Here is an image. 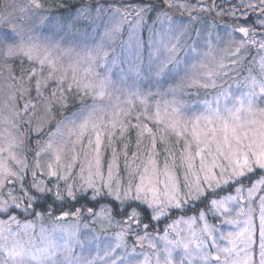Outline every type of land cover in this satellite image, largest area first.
<instances>
[{"label": "rangeland", "instance_id": "obj_1", "mask_svg": "<svg viewBox=\"0 0 264 264\" xmlns=\"http://www.w3.org/2000/svg\"><path fill=\"white\" fill-rule=\"evenodd\" d=\"M17 1H19L17 8L24 9L22 15L26 21L21 23L19 20L10 18L8 24L11 27L16 24L15 31L0 28V32H8L13 37L0 42V208L9 209L7 213L0 211V246L12 248L15 244H22L33 252L40 249L46 250L51 257V259L42 260L38 256L36 260L28 261V264H166V261L170 264H215L214 261L206 262L202 259L208 252L212 255L217 254L211 247L212 241L204 237L202 229L207 225L212 235L217 238L218 244L222 247L227 246L226 240L219 239L221 234L237 232L243 225L234 227L225 221L236 219V213L240 208H244L246 212L251 208L253 238L251 247L247 248L248 256L245 257V252L240 251L245 246L239 243L234 250V255L237 259H247L248 264H259V199L264 196V184L257 185L259 190L254 192L251 198L247 189L252 186V183L264 179V170L257 169L248 173L246 177H241L239 181L229 180L227 184L221 181L220 187L214 186V190H209L207 185H202L206 190L205 194L211 193L206 208L193 212L190 208L196 207L203 197L188 199V203L183 204L181 208L171 210L166 208L164 215L153 220L152 216L159 214L154 213L146 203L117 200L114 195H107L108 189L102 188L101 184H97L96 188L87 186L86 163L83 164L84 179H81L80 173L81 162L84 160L82 145H77L79 160L70 173L66 165L70 162L71 152H66L61 161L55 163L52 154L44 152L43 148L50 139L49 133L56 131L58 123L62 121L66 123L70 120L73 113L96 103L97 107L111 114L112 106L117 105L131 112L128 117H120L124 130L138 123H146L155 134L156 144L159 133L160 140L162 135L166 137L162 142L164 149L160 152L157 146L155 149L159 153V166L163 167L165 156H168L170 152L175 153V172L183 184L184 169L180 167V162L185 140L181 138L177 143L174 135L161 133L156 125L151 120H145L143 115L140 121L136 120L137 114L143 113L145 106L150 115L158 103L163 108L165 100L171 101L173 96L170 93L166 94L167 90L176 87L178 83V78L176 80L159 78L149 72L150 58H155L156 42L159 41L161 34L169 30V27L176 30L177 34L182 33L181 47L176 53L181 66L185 60L199 59L204 53H210L206 57V61L209 62L214 58L216 62L224 63L225 57H233L232 61L240 58V61L243 59L247 61V69L231 68L230 65L229 69H224L215 76L216 88L184 87L182 91H178L176 99L190 109L202 107L201 102L204 100L214 102L221 90L239 96L249 91L253 79L257 84L264 80V48H261V44H264V3L261 0H224L228 2L224 3L226 5L220 9L217 7L211 10L209 3H201L200 0H168L167 3L166 0H84V4L74 11V19L77 20L71 25V23L56 22L52 17L47 20V15L40 10L41 8L30 7V0ZM140 2L142 4L138 5ZM180 4H184L185 7L180 8ZM160 5L161 9L159 13H156L154 7ZM84 6L88 7L89 14L94 19L90 23V29L81 26V18L90 21L89 14L87 16L80 14ZM92 8H94L93 11ZM151 11H153L152 14ZM4 16L7 14H2L0 18ZM116 23L120 25L119 32L110 39H102L106 28ZM239 28L248 29V36L245 37L239 32ZM17 32L19 36H16ZM145 36L150 38L146 41ZM101 43L107 55L98 62V65L103 64L104 67L97 65L89 74L84 70L88 64L82 61L81 57L86 49L94 48ZM21 45L25 48L34 47L36 54L41 57L47 55L54 61L56 65L54 77L58 79L62 75L66 76L62 85L64 96L66 92H69L67 89L70 83L73 84L71 90L77 91V86L72 80L73 68H76V78L81 83L94 80L96 73L109 75L113 81L111 86L114 92L113 98L106 97L102 103L94 102L91 96L78 92L79 98L75 100L76 105L67 109L68 113L65 109H57L59 113L55 116L56 111L49 103L50 98L44 97L47 95L51 97L52 92L57 89L56 79H53L54 86L49 88V92L43 94L41 99L37 97L36 90L28 93L36 95L35 97L28 98L27 94L21 99L17 91L18 87H25L20 85L21 78L27 83H34L36 79L44 80L51 71L47 65L41 66L35 61H29L22 52L19 55H5L9 46L19 51ZM193 46H196V53L192 51ZM253 46L255 48L250 52L249 49ZM240 47L245 49L238 52L237 49ZM14 57L21 63L26 62L25 68H20L18 65L7 67V62ZM34 68L39 75L30 77L29 73ZM3 77L11 78L10 83H5ZM45 89L48 91V88ZM256 91L259 93L258 87ZM10 94L15 95V101L9 99ZM61 94V91H56V97L59 98ZM116 96H119V100L115 99ZM25 100H30L35 105V108L27 113L23 111ZM126 100H131L132 103L126 104ZM141 100H144L145 104H141ZM41 103L42 112L37 110ZM16 113L20 114L18 119L14 115ZM5 117H8L11 123H4ZM13 124L16 127H12ZM38 127L40 131L36 130ZM134 128L136 129L135 138L128 136L123 140V146L122 141L118 147L116 146L118 132H121V136L125 133L119 127L113 132L110 144L107 135L103 141L101 171L107 180L108 163L112 160L115 151L119 159L112 170L111 187L115 191L119 185L121 194L128 187L129 182L138 183V175L134 179L133 173L139 171L137 166L146 158L147 151L151 148L152 138L147 134L141 137L140 128ZM108 130H111L110 126ZM65 139H68L67 133H65ZM133 139L135 147H141V150H136V153L129 149V144L126 147L127 143L132 142ZM188 139L190 140L191 137ZM87 143L86 136L83 144L87 145ZM176 143L179 147L175 146ZM192 151H195V144L192 145ZM37 152L41 153L40 156L36 155ZM125 152L127 161L131 164L130 168L125 166ZM133 160L135 162L131 163ZM208 162L211 163V157H208ZM49 163H53L52 170L56 171L58 176L48 175ZM169 163L172 161L170 160ZM217 163L220 167H216L213 171L219 179L221 167L227 165V161L218 158ZM199 168L200 160L197 158L194 171L198 172ZM229 172L230 169L224 172V179L229 178ZM60 175L69 178L62 180L58 178ZM34 184L40 185L45 191H37L33 187ZM69 186H71L72 196L68 195ZM158 187L163 199L164 186L161 184ZM237 188L241 191L237 192ZM96 189H101L100 195H96ZM185 192L186 189L181 188V196L187 199ZM46 195L56 200L54 203L51 202L52 205L50 204L53 208L51 206L43 210L34 208V203L44 199ZM94 195L95 199H93ZM133 195H135L134 189ZM141 195L142 197L147 195L150 198L152 193H141ZM83 196L87 202L96 203V207L92 208L91 204H87L83 209L78 208L74 212L65 210L66 207L62 209V212L54 211L62 201L74 202L76 198ZM229 196L239 197V200L226 203L225 206L231 209L228 213L211 204L212 200L225 201ZM129 204L132 207H129ZM137 205L148 210L152 221L151 229H147L145 227L147 224L142 223ZM133 209L138 215L130 220L129 215ZM173 211H175L174 215ZM201 213H203V219L200 218ZM245 218L240 217L241 220ZM5 228L10 231H3ZM4 236L8 237L7 241L3 239ZM201 239L204 240L205 247L199 245ZM53 252L55 255H52ZM3 259V253L0 252V261Z\"/></svg>", "mask_w": 264, "mask_h": 264}, {"label": "snow or ice", "instance_id": "obj_2", "mask_svg": "<svg viewBox=\"0 0 264 264\" xmlns=\"http://www.w3.org/2000/svg\"><path fill=\"white\" fill-rule=\"evenodd\" d=\"M168 0H166V3ZM264 3V0H261ZM41 0H30V7L40 9L42 7ZM171 7V3H169ZM180 8H184V4L179 5ZM24 9H21L23 11ZM87 6L81 11V15L87 16L89 14ZM166 15V14H165ZM9 18L4 16L0 18V23L8 24ZM120 30L118 23L113 24L111 27H107L102 39H110ZM13 31L15 28L13 27ZM239 32L243 33L245 37L248 36V29L239 28ZM182 34V33H181ZM181 34H177L176 30L169 27L166 33L161 34L159 41L156 42L154 48V59L150 58L148 70L156 77L176 80L178 83L176 87L169 88L166 94H171L173 99L171 101L165 100L163 108L160 104L156 105V108L152 113L148 114V108L145 106L144 112L137 114L136 120L140 121L141 115L145 120H151L157 129L163 134H171L177 138V143L183 138L185 140L184 150L181 153L180 167L184 169L183 184L181 179L176 175L175 168V153H169L164 158V164L161 168L159 166V153L156 152V137L152 128L148 127L146 123H138L133 127L140 128L139 135L143 137L145 134L150 136L151 148L147 151V156L141 161V164L137 167L138 172L133 173V177L138 175V183L133 184L129 182L126 189L121 194L119 185L115 191L111 187L113 167L119 157L113 152V158L108 163V177H105L101 171V155L102 147L105 136L111 143L112 135L115 129L119 127L121 131H124V124L120 119L121 116L128 117L131 115L129 110L120 108L117 105H113V111L111 114L106 113L103 108L97 107L94 103L91 107L81 109L77 113H73L72 118L65 122H60L56 125V131L50 132L46 146L43 148L44 152L51 153L54 157V162L59 163L62 156L66 152H71L70 162L66 165L69 173L79 160L77 154V145H82L84 152V160L81 162L80 168L81 179H84L85 168L83 164L86 163L88 177L86 184L88 187L96 188L97 184H101L102 188H107V195L115 197L117 200L123 201H140V203H146L153 209L154 213L159 215H153L152 219H159V216L164 215L165 209H179L183 204L188 203V199H199L205 196V188L202 185H207L209 190H214L215 187H220L221 181L227 184L229 180L239 181L241 177H246L248 173H252L255 170H264V80L258 84L255 79L252 80L249 91L244 92L237 96L235 93H229L221 90L215 99V101L204 100L201 102L202 107L196 109H190L189 106L183 104L176 99V93L182 91L184 87H198L203 89L216 88L217 84L214 79L222 70L226 69V65L222 62H216L213 58L212 61H206V57L210 53H204L199 59L185 60L183 66L177 59L176 53L181 47L180 38ZM19 36V33H16ZM12 35L8 32H0V42L12 39ZM151 46V45H150ZM243 46V42H241ZM261 48H264V44H261ZM192 51L197 52L196 46H193ZM239 51V49H237ZM23 53L29 61H35L41 66L47 65L51 71L44 79H36L35 89L37 97H42V88L47 85L48 80L56 79L54 73L56 71V65L52 59H49L47 55L43 57L36 54L34 47L20 46L19 51H16L13 47L9 46L5 55H19ZM107 53L104 51L103 43L96 45L94 48H88L83 52L81 57L82 61H86L88 67L84 70L91 74L95 66L99 61H102ZM199 55V54H198ZM215 65L214 67L212 65ZM99 67L103 68V64H99ZM110 72V69L108 70ZM183 73V75H181ZM226 74V73H225ZM39 72L34 68L30 73V77H36ZM15 79V78H13ZM66 76H60L56 79L57 89L52 92V98L55 100L56 91H61V96L58 98L61 106L65 105L67 97L63 95L62 85ZM72 80L77 86V91L84 95L91 96L94 102H103L105 98L112 99L114 92L111 90L113 81L107 74L101 75L96 73L94 80L87 83H81L76 78V68H73ZM9 87H14L9 85ZM73 84L68 85V91H71ZM259 88L257 93L256 88ZM28 87L18 88L20 98L23 99L29 93ZM133 95H136L133 93ZM9 99L15 101L14 94L9 95ZM119 100V96L115 97ZM126 104H131V100H126ZM141 104H145L144 100H141ZM35 108V105L30 100L24 101L23 111L29 112ZM190 113V114H189ZM19 118V113L14 114ZM107 121V123H105ZM4 123H11L8 117L4 118ZM163 125V127H160ZM110 126L111 130H108ZM12 127H16L15 124ZM40 131V127L36 129ZM65 133H67L68 139H65ZM87 136V145L83 144L84 138ZM188 137H191L189 140ZM59 138V141H57ZM165 136L162 135V142L165 140ZM139 143V141H138ZM195 144V151H192V145ZM40 152H37V156H40ZM125 166L130 168L131 164L127 161V153H124ZM208 157H211V163L208 162ZM199 158L200 168L199 171H194L195 161ZM218 158H223L227 161V165L222 166L220 170L219 179L216 173L213 171L216 167H220L217 163ZM172 163H169V161ZM133 160L131 163H134ZM48 175L52 177L58 176L56 171H53V163L48 164ZM229 178L224 179V172L229 170ZM35 175V173H33ZM202 175V179H201ZM62 180H67L69 177L60 175L58 177ZM164 186L163 199L161 198L160 189L158 185ZM258 184H264V179L252 183V186L247 189L249 198L252 194L258 191ZM33 187L37 191L43 192L45 189L40 185L34 184ZM181 188L186 189L184 195L181 196ZM133 189L135 195H133ZM237 192L241 189L237 188ZM101 189H96V195H100ZM141 193H152L149 198L147 195L143 196ZM68 195L72 196L71 186H69ZM96 196H93L95 199ZM239 197L229 196L225 201L212 200L211 204L217 208L222 209L225 213L231 211L226 207L228 202H237ZM260 215H259V246H260V262L264 264V196L259 199ZM138 206V205H137ZM19 207V205H16ZM31 207V205H29ZM129 207H132L129 204ZM0 211L7 213L8 208H0ZM91 211V209H89ZM252 209L249 208L246 212L244 208H240L236 213V219L227 220L225 223L232 224L234 227L243 225L237 232H229L227 234H221L220 240H226L227 246H220L217 242V238L212 235L211 229L205 225L202 229L204 237L212 241L211 247L215 249L216 255H212L211 252L206 253L202 259L206 262L214 261L215 264H248L247 259H237L234 255V250L237 249L238 243L244 245L240 251L245 252V257L248 256L247 248L251 247L252 232H253V217ZM138 213L133 209L129 215V219H135ZM240 217H246L241 220ZM201 219H203V213H201ZM15 219V217H11ZM147 227V225L145 226ZM3 231H10L5 228ZM195 235V234H194ZM3 239L7 241L8 237L4 236ZM201 247H205L204 240L199 241ZM187 248V245H185ZM0 252L3 253L4 259L0 261V264H28L30 260H36L39 256L42 260L51 259L46 250L40 249L33 252L31 249H26L22 244H15L12 248L6 246H0ZM55 255V252L52 253ZM170 255V254H169ZM223 257V259H222ZM67 260V257H65ZM166 264H170L166 261Z\"/></svg>", "mask_w": 264, "mask_h": 264}, {"label": "trees", "instance_id": "obj_3", "mask_svg": "<svg viewBox=\"0 0 264 264\" xmlns=\"http://www.w3.org/2000/svg\"><path fill=\"white\" fill-rule=\"evenodd\" d=\"M200 1H201V3L202 2H205V4H208L209 3V7H211V10L212 9L214 10L217 7H218V9H220L222 6L226 5L224 3H228V2H226L224 0H200ZM25 2H27V1L25 0ZM83 2H84V0H43L41 2L43 6L41 7L40 10L47 15V18H46L47 20L49 19V17H52V18H54V21H56V22H60V23H63V24L64 23H67V24L68 23H71V25H73L74 22L77 20V19H74V15H73L74 14V11L76 10V8L78 6L83 5L84 4ZM18 3H19V1H17V0L16 1H13V0L12 1L11 0H0V16L2 14H7V17L9 19L10 18H13L15 20L21 21V23L22 22H25L26 21V18L24 19L23 15H22L21 8H19V9L17 8L18 7ZM141 4H142L141 2L138 3V5H141ZM154 8H155L154 10H156V13H159V10L161 9V5L159 7L157 6V7H154ZM93 9L94 8H92V11H93ZM153 11H151V14H152ZM89 15H90V17H89L90 18V21L89 22H88V19L86 21L84 18H81V20H80L81 26H83L85 29H90L91 28V24L90 23L94 21L92 15L91 14H89ZM150 17H152V16H150ZM249 19L251 20V18H249ZM151 20H152V18H151ZM15 25L13 26L14 28H15ZM0 26H1L0 28H4L5 30H9V29H12L13 30V27H11L9 24L6 25V24H3L2 23V24H0ZM4 26H8V27H4ZM196 31L197 30L195 29V32ZM149 38L150 37L145 36L146 41ZM212 39H214V38H212ZM254 48H255L254 46L251 47V49H249L250 52L253 51ZM238 49H239L238 52H241L245 48L240 47ZM226 56H228V55H226ZM223 57H225V56H223ZM231 58H233V57H231ZM231 58L230 57H225L224 58L225 61L223 60L224 61V64L226 65V69H229L230 65H231V68H235V67H238L239 68L240 67L241 69H247V65L248 64L246 63L247 61H244L245 59H243L242 61H240V59H241L240 58V59H238L236 61L235 60L232 61ZM25 63L26 62H24V61L21 63V61L19 59H16L14 57V58H12L11 60H9L7 62V67H15L16 65H18L20 68H25L24 67ZM3 79L5 80V83H7V84L10 83V79L11 78L10 79H8V78L5 79L3 77ZM11 82H12V80H11ZM21 82H20L21 83L20 85H24L25 87L30 88L29 93L30 92H34V90H36L35 89V82H36V80H34V83L33 82L32 83H27V81L26 82L25 81H22V78H21ZM2 83H4V82H2ZM53 86H54V81L48 80L47 81V85L44 88H42V91H44L43 94L49 92V88H52ZM18 88H20V87H18ZM45 88H48V91ZM77 93H78V91H76L74 89L71 90V91H69V92H66V95L65 96L67 97V100H66L65 105L63 107L61 106V104H60V102L58 100V97L55 100L52 98V95H51V97H49L48 95L47 96H44V97L50 98L49 103L52 105V109H54L56 111V115L55 116H57L60 109H65L66 110L65 112L68 113L67 109L72 108L73 105H76V103H75L76 101L75 100H77V98H79V95H78L79 93L78 94ZM35 96L36 95H30V94H28L27 97L28 98H30V97L33 98ZM39 98L41 99V97H39ZM42 103L38 105V109H37L38 111H41V112H42V109L41 108H43L42 107ZM57 109H59V110H57ZM55 116H54V118H55ZM124 131H125L124 136H121V134H120L121 132H118L119 136H118L117 142H116V146L117 147L119 146V144L121 143V141H122V143H121V145H122L124 143L123 140L125 138H128V136L130 138H135L136 129L133 126L125 129ZM158 135L159 136H157V139H158V141H157V148L159 149V152H160L164 148H162V146H163L162 144L163 143H162V140H160V133ZM128 144L130 145L129 146V149H131L132 151H135V153L138 150H141V147L140 146L135 147V145H134V139L132 140V142L127 143L126 147L128 146ZM175 146L176 147H179V145L177 143L175 144ZM256 175H257V173H256ZM210 195H211V193L208 194V192H207L205 194V196L202 198V200H200L196 204V207L193 206L192 208H190V207L189 208L193 212H196L200 208H203V209H204V207L206 208L207 207V200H208V197H210ZM52 198L53 197L50 198L49 195H46V197H44V199H42L40 201H36L34 203V205H35L34 208L37 207V208H40L41 210H43L44 208L51 206L52 203L56 202V200L54 198L53 199ZM23 200L26 201L25 198H23ZM87 204H91L92 208H95L96 207V203L87 202V200L83 196V197L76 198L74 202L73 201H67V200L66 201H62L60 204H58V208L57 209L55 208L54 211L55 212H60V211L62 212V209L66 207L67 209H65V210H67V211H73L74 212V210H77L78 208L80 210L83 209L84 207H86L85 205H87ZM137 209L140 211L141 217H143V215H145V214L148 216L149 212H148L147 209H145V208H143L141 206L140 207L137 206ZM174 213H175V211H173L172 214L174 215ZM118 216H120V214H118Z\"/></svg>", "mask_w": 264, "mask_h": 264}, {"label": "flooded vegetation", "instance_id": "obj_4", "mask_svg": "<svg viewBox=\"0 0 264 264\" xmlns=\"http://www.w3.org/2000/svg\"><path fill=\"white\" fill-rule=\"evenodd\" d=\"M145 221V222H144ZM145 223V224H147V229H151L152 228V226H151V223H152V221L150 220V215L148 214V216L145 214V215H143V217H142V223ZM135 234V233H134Z\"/></svg>", "mask_w": 264, "mask_h": 264}]
</instances>
